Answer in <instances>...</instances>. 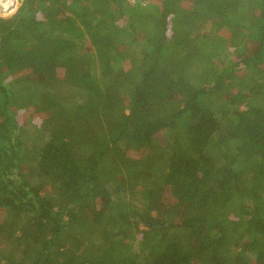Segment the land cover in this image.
<instances>
[{
    "label": "trees",
    "instance_id": "obj_1",
    "mask_svg": "<svg viewBox=\"0 0 264 264\" xmlns=\"http://www.w3.org/2000/svg\"><path fill=\"white\" fill-rule=\"evenodd\" d=\"M0 264H264V0L0 17Z\"/></svg>",
    "mask_w": 264,
    "mask_h": 264
},
{
    "label": "rangeland",
    "instance_id": "obj_2",
    "mask_svg": "<svg viewBox=\"0 0 264 264\" xmlns=\"http://www.w3.org/2000/svg\"><path fill=\"white\" fill-rule=\"evenodd\" d=\"M16 1V2H15ZM21 1L22 0H19V4L21 3ZM129 1V3L130 2H133L132 0H128ZM146 1H148V0H146ZM150 1V0H149ZM158 1H160V0H156V2H158ZM18 2V0H14V2H12L13 4L11 5V6H8L6 9H4V10H0V13L1 14H9V13H11L12 12V9L14 8V3L16 4ZM9 8V9H8ZM8 9V10H7ZM2 18V17H1ZM5 18H7V17H5ZM164 138L162 137L161 138V142L162 143H164ZM166 142V141H165ZM127 154L129 155V156H134V154L135 153H132V152H130V151H127ZM135 157H137V158H141V154H136L135 155Z\"/></svg>",
    "mask_w": 264,
    "mask_h": 264
},
{
    "label": "built area",
    "instance_id": "obj_3",
    "mask_svg": "<svg viewBox=\"0 0 264 264\" xmlns=\"http://www.w3.org/2000/svg\"><path fill=\"white\" fill-rule=\"evenodd\" d=\"M132 1L133 2H130V3H134L135 2V0H132ZM19 6H20V4H19V0H18V2L15 4L14 8L12 9V12L11 13H9V14H1L0 13V17L5 18V17H11V16H13L17 12Z\"/></svg>",
    "mask_w": 264,
    "mask_h": 264
},
{
    "label": "bare ground",
    "instance_id": "obj_4",
    "mask_svg": "<svg viewBox=\"0 0 264 264\" xmlns=\"http://www.w3.org/2000/svg\"><path fill=\"white\" fill-rule=\"evenodd\" d=\"M12 2H14V0H0V10H4L8 6H11L13 4Z\"/></svg>",
    "mask_w": 264,
    "mask_h": 264
}]
</instances>
